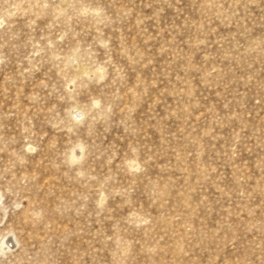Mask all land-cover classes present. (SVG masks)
<instances>
[{
	"label": "rangeland",
	"instance_id": "1",
	"mask_svg": "<svg viewBox=\"0 0 264 264\" xmlns=\"http://www.w3.org/2000/svg\"><path fill=\"white\" fill-rule=\"evenodd\" d=\"M0 264H264V0H0Z\"/></svg>",
	"mask_w": 264,
	"mask_h": 264
},
{
	"label": "bare ground",
	"instance_id": "2",
	"mask_svg": "<svg viewBox=\"0 0 264 264\" xmlns=\"http://www.w3.org/2000/svg\"><path fill=\"white\" fill-rule=\"evenodd\" d=\"M73 112H78V113H80V110H78V109H74V111Z\"/></svg>",
	"mask_w": 264,
	"mask_h": 264
}]
</instances>
